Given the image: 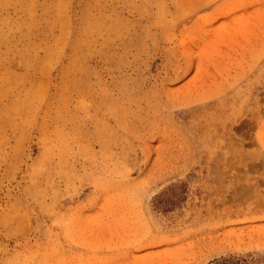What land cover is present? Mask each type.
<instances>
[{
	"label": "rangeland",
	"instance_id": "obj_1",
	"mask_svg": "<svg viewBox=\"0 0 264 264\" xmlns=\"http://www.w3.org/2000/svg\"><path fill=\"white\" fill-rule=\"evenodd\" d=\"M0 264H264V0H0Z\"/></svg>",
	"mask_w": 264,
	"mask_h": 264
}]
</instances>
